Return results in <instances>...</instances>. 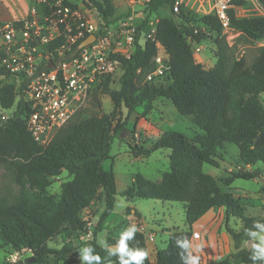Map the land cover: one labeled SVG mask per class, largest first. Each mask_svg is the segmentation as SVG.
Wrapping results in <instances>:
<instances>
[{
  "label": "trees",
  "instance_id": "1",
  "mask_svg": "<svg viewBox=\"0 0 264 264\" xmlns=\"http://www.w3.org/2000/svg\"><path fill=\"white\" fill-rule=\"evenodd\" d=\"M83 1L101 20L110 23L116 11L113 0ZM257 1L264 9V0ZM172 3L173 0H151L142 9L151 13L168 6L172 12ZM241 5L246 3L242 0L234 2V6ZM234 6L227 10L231 28L247 39L264 40V16H237ZM180 15V21L172 16H162L156 23L155 39L168 54V70L161 81L157 78L145 80L155 68L156 46L147 38L142 45L139 43V31L145 25L143 20L137 28L134 53L129 58L119 57L118 87L110 89V76H107L90 91L89 98L93 101L98 99L97 92L107 93L112 109L99 116L69 122L72 117L46 146L37 144L26 130L27 104L21 99L16 100L15 86L11 83L0 85V109L12 108L6 120L0 118V162L15 168L19 184L28 183L41 193L39 197L24 193L14 203L0 204L2 245L28 249L37 261L49 254H54L58 260L73 255L77 250L68 246L51 249L47 242L64 228L78 234L83 231L81 212L93 201L100 200L103 208L91 231V239L80 248L90 247L89 255L99 254L101 264H121L120 253L115 249L126 229L116 237L109 236L104 248L96 240L116 200L113 171L104 169L102 164L110 157L113 138L127 129L130 115L141 107L138 115L145 117L159 99H166L178 117L188 119L192 127L188 131L166 121L160 126L161 135L148 146L134 143L131 149L136 147L134 150L144 156L160 148L168 149V170L158 180L148 179L141 173L134 174L130 185L120 195L126 200L182 202L188 228L172 230L166 246L156 250L154 260L147 257L141 264H188L185 257L189 256V250L177 241L185 237L191 241L193 222L218 207L225 210V229L233 240L234 252L215 264H232L233 260L244 264L263 262V257L251 259L256 252L253 246L247 249L242 244L252 238V233L264 230L257 226L264 225V216H246V198L233 196L224 186H229L235 178L251 179L264 171V105L260 99L264 95V45L246 65L243 57H229L227 43L222 37L217 43L214 63L210 68H204L202 62L195 60L190 46L191 40L202 42V33L187 23L186 16ZM200 21L218 35L222 32L220 22L213 14L202 15ZM226 144L237 147L236 164L226 176L215 178L204 172L202 165L207 163L219 168L217 152L226 153ZM62 171H66L68 177L61 182L58 194H48L51 179ZM229 217L241 221L239 230L228 225ZM126 244L129 252L146 250L145 236L140 231L126 240ZM253 244L257 242L253 241ZM124 259H128L129 264H137L128 256ZM76 264H89V261L82 259Z\"/></svg>",
  "mask_w": 264,
  "mask_h": 264
},
{
  "label": "rangeland",
  "instance_id": "2",
  "mask_svg": "<svg viewBox=\"0 0 264 264\" xmlns=\"http://www.w3.org/2000/svg\"><path fill=\"white\" fill-rule=\"evenodd\" d=\"M69 3L75 4L77 6L85 7L93 13L95 19H99L97 12L87 6L83 0H64ZM116 7L114 16L110 19L112 21H122L129 15L130 4L125 3L122 0H113ZM142 6H136V12L142 14L145 25L139 31L138 40L143 43L146 38V33L150 28V23L156 22L162 16H172L177 21H180V14H183L187 18V23L190 24L193 28L199 30L202 33V44L203 47L199 54L194 53V58L196 61L202 60L204 68H210L216 58L217 43L220 42V38H224L227 47L226 51L230 58L236 59L243 57L246 65H249L253 59L256 57L259 51V47L264 45V40L253 41L245 38V36L240 35L236 32H221L218 35L215 31L210 30L205 27L204 24L200 21V18L204 14H208V2L206 0H183L181 8L178 12H171L168 6L159 7L156 11L148 12L147 9H142ZM234 11L237 16H250V15H263V9L260 5L255 4H246L241 6H234ZM184 19V18H183ZM190 46L193 50V43L190 42ZM121 73V69L116 68L110 76L109 88L116 89L118 87V77ZM165 74L161 77H156L157 81H161L164 78ZM4 83H12V81H7L0 79V85ZM14 85V84H13ZM15 86V85H14ZM97 100L93 101L92 98H88L85 106L73 116L69 122L78 121L82 118L96 115L99 116L103 113H107L112 109V104L107 93L97 92ZM261 101L264 105V97L261 96ZM156 110L165 111L166 117L169 119L171 126L176 125L178 127L186 128L188 131L192 126L190 121L186 118L178 117L174 107L166 99H159L156 103ZM139 114L141 112V107L137 108ZM157 112L153 114L154 117H157ZM176 116L180 119H176ZM176 119V120H175ZM68 122V123H69ZM136 135L138 133L136 132ZM141 135V134H140ZM138 140H145L144 137ZM123 137H126L124 140L127 143H135L133 138V133L129 130L124 131L118 136L113 138L111 143L109 158L103 162V168L106 170H112L116 183V200L114 203L113 211L105 219L102 224L101 230L97 233L96 240L99 244L101 241H104L110 237L117 236V229L120 227L122 219L125 215H128L129 210H126L128 207L130 209H136L140 216L142 217V222L146 229L140 228V232L143 230L145 240L151 242L155 237L156 243L158 246L164 244V237L162 236L161 242L156 235L155 230H163V227H166L170 231L174 229L184 230L187 229V225L184 221V210L182 202H171V201H160L157 199H142L134 198L133 200H126L120 195V192L130 184V178L133 177L136 173H141L150 179H158L162 172H165L168 169V149L160 148L152 152L148 157L144 155L140 159L133 158L134 155L139 154L138 151H135L132 146H129L123 140ZM137 140L136 144L139 143ZM148 146V145H146ZM226 153L217 152V160L219 162V168L213 167L204 163L202 169L204 172L222 177L226 176L228 168L234 169L236 164L234 153L237 151V147L233 144H226L225 146ZM262 177L258 180L254 179H244V178H235L231 184V191L236 194H246L245 205V215H256V213L264 214V202L263 209L260 210V207L254 206V201L258 199L259 189L264 185V171H261ZM67 172L62 171L58 176L51 179L50 185L47 187V193L52 195H57L59 192V187L62 181L67 179ZM219 184L222 183L219 181ZM264 187V186H263ZM29 194L33 196H41L39 189L35 186H30L28 183L21 185L16 180V170L11 164L0 162V204H11L18 200L22 194ZM260 199V197H259ZM262 201V200H261ZM264 201V196H263ZM261 205V206H262ZM102 202L100 200H95L91 205L84 209L81 212V218L84 220V230L78 233L70 232L68 228L62 229L58 234L54 235L48 242L47 246L51 249H60L62 246H68L74 250H77L75 254L68 255L62 260H58L54 254L47 255L42 261H33L26 263V260L32 257V253L25 248H14L6 245H2L0 242V264H16L19 261H23V264H76L78 260L83 259L84 249L80 248L86 240L91 239V231L94 228L96 221L98 219V214L102 210ZM259 210H255V209ZM220 210V211H219ZM241 221L236 218H229L228 225L231 228L239 229ZM127 226L124 224L123 229ZM137 227V225H135ZM162 227V229H161ZM191 230L198 232L196 236L199 238L191 237V243L196 246L200 245L201 249L199 252L192 250V256H199V264H214L219 258L222 257L223 253L231 247V237L225 229V215L224 209L218 207L215 209L208 210L205 214L199 217L191 225ZM165 231V230H164ZM256 235L250 238L252 242L249 245V248L253 246V240L260 243V236L264 235V230L255 232ZM248 240L243 242L242 246L247 247ZM155 248L152 246L148 248V258L153 259ZM234 252V251H233ZM232 253V252H231ZM230 253V254H231ZM230 254H228L230 256ZM238 263L239 261L233 260L232 263ZM235 263V264H237ZM117 264V263H109ZM244 264V263H240ZM257 264H264L263 262Z\"/></svg>",
  "mask_w": 264,
  "mask_h": 264
},
{
  "label": "built area",
  "instance_id": "3",
  "mask_svg": "<svg viewBox=\"0 0 264 264\" xmlns=\"http://www.w3.org/2000/svg\"><path fill=\"white\" fill-rule=\"evenodd\" d=\"M122 1L131 8L118 22L95 19L87 8L64 0H31L25 15L0 22V79L12 81L18 92L16 100L27 104L25 127L37 144L46 146L85 106L91 89L116 68L121 69L119 57L129 58L134 53L137 28L143 21L135 8L151 0ZM206 1L208 14L218 19L222 32H236L227 15L236 0ZM242 1L260 5L257 0ZM182 2L173 0V13L179 11ZM157 21L150 23L146 33L156 46L155 68L145 76L148 81L168 70V54L155 39ZM190 42L193 54H199L203 44ZM11 111L1 108L0 118L6 120ZM138 136L133 133L135 143Z\"/></svg>",
  "mask_w": 264,
  "mask_h": 264
},
{
  "label": "crops",
  "instance_id": "4",
  "mask_svg": "<svg viewBox=\"0 0 264 264\" xmlns=\"http://www.w3.org/2000/svg\"><path fill=\"white\" fill-rule=\"evenodd\" d=\"M30 3H31V0H0V22H5V21L12 20L14 18H18V17H21V16L25 15L26 12L28 11V7H29ZM200 62H202V60H200ZM156 108H158V107H155L145 117H140L138 115V112H136V111L133 112L130 115V117H129L128 123L126 125V128H127L126 130H129L130 129L131 132L135 131L139 135L141 134L140 135V138H142V137L145 138V140H141V139L138 140L139 141V145L146 146V145H149L152 141L156 140L161 135V133H162V129L160 128V126L161 125H164V123L166 121H169L168 117H166L165 111H163V110L159 111V110H156ZM155 112L158 113L157 114V117H154L153 116V114ZM176 119H180V118H178L176 116ZM125 138L126 137H123V140L122 141H125L124 140ZM125 143H127V141H125ZM133 144L127 143V145H128V152L129 153L132 152V151L129 150V146H133ZM131 155L133 156L132 153H131ZM148 156L143 157L140 154H137V155H134L133 158H135V159L138 160V159H140V157L141 158L142 157L143 158H146ZM247 167L248 166H245L244 168H247ZM228 169H229L228 171H231L232 168H228ZM162 173L160 174V177H161ZM160 177L158 179H160ZM214 177L217 178V176H214ZM261 177H262V175L260 173L258 177L251 178V179L258 180ZM146 178L150 179L149 177H146ZM218 178H220V177H218ZM158 179H154V180H158ZM131 181H132V177L130 178V183H131ZM231 184L229 186H224V189L227 190V191H229V192H231L233 194V196H235V197H238V196H240V197H246V194L243 195V194H236V193L232 192L231 191ZM263 186H262V188L259 189V192H258V196L260 197V199L258 197V199H256V201H254V203H253L254 206L260 207V210L263 209V205H264V204L263 205L261 204V203L264 202L263 201V196H264V187ZM171 202H173V201H171ZM128 208H129V213H128V215H125L124 218L122 219L121 224L119 225L120 227L117 229V236L123 230L124 224H127V226L124 229H127L129 226H132V225H137V227H136L137 228V231H140L141 230L140 228H143V227H144V229H146L145 226H144V224H143V222H142V217L140 216V213L136 209H132L131 210L130 207H128ZM183 210H184V204H183ZM255 210H259V209L257 208ZM224 215H225V210H224ZM249 216H251V215H249ZM257 216H264V214L262 215V213H256V215H252V217H257ZM231 218H233V217H231ZM228 222H229V219H228ZM240 227H241V223H240ZM240 227H239V229H240ZM150 229L155 230V232H153V233H155L156 235H158L159 239L162 238V236L164 237V244L161 245V246H158L157 245L156 239H155L156 236L152 239L151 242H148V240H145V243H146V251L147 252H148V248L149 247L152 246L153 248H155L153 259L149 258L150 261H153L154 258H155L156 250L161 249V248H164L166 246L167 240H168V236H169V233L171 231L169 229H167L166 227H163V230H156V229H153V228H150ZM161 229H162V227H161ZM239 229H235V230H239ZM142 232H143V230H142ZM196 234H198V232L196 233V231H193L192 236L195 237V238H199L200 234H199V236H196ZM231 241H232L231 242V247L229 249H227L225 251V253H223L222 257H218L219 259L227 256L228 254H230L231 252L234 251L232 238H231ZM253 241H255V240H253ZM160 242H161V239H160ZM217 261H214V262H217ZM235 263H237V262L235 261ZM235 263H232V264H235ZM240 263L241 262H238L237 264H240Z\"/></svg>",
  "mask_w": 264,
  "mask_h": 264
},
{
  "label": "clouds",
  "instance_id": "5",
  "mask_svg": "<svg viewBox=\"0 0 264 264\" xmlns=\"http://www.w3.org/2000/svg\"><path fill=\"white\" fill-rule=\"evenodd\" d=\"M258 227L264 228V225H257ZM137 231V228L135 225L129 226L126 230H124L119 238L118 241V247L115 249V251H118L120 253V262L121 264H129L128 259H124L125 256H128L131 260H135L137 264H141V261H143L145 258L148 257V252L144 249H137L134 252H129L126 244V240L131 238L133 234ZM252 235H256V233H252ZM260 243L253 244V248L256 250L255 254L251 257L252 260H256L258 257H264V235L260 236ZM178 243L181 244L182 247L189 250V256L185 257V259L188 261V264H199V256H192L190 253L192 250H195L197 252L200 251L201 246L196 245L194 246L190 239L185 237L182 241L178 240ZM101 246L104 248L106 247V244L104 241H101ZM84 255L83 260L89 261V264H101V257L99 254L95 255H89L91 248H84ZM111 254V252L109 253Z\"/></svg>",
  "mask_w": 264,
  "mask_h": 264
},
{
  "label": "water",
  "instance_id": "6",
  "mask_svg": "<svg viewBox=\"0 0 264 264\" xmlns=\"http://www.w3.org/2000/svg\"><path fill=\"white\" fill-rule=\"evenodd\" d=\"M92 35L91 36H89L88 37V39L86 40V42L87 41H89V40H91L92 39ZM252 242V240L251 239H248V245H247V249H249V245H250V243ZM35 258L32 256V257H30V258H28L27 260H26V263H29V262H31V261H33ZM9 264H13V263H9ZM16 264H23V261H19V262H17Z\"/></svg>",
  "mask_w": 264,
  "mask_h": 264
}]
</instances>
